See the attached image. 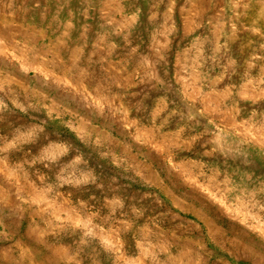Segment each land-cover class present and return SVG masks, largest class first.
Listing matches in <instances>:
<instances>
[{"label": "rangeland", "instance_id": "1", "mask_svg": "<svg viewBox=\"0 0 264 264\" xmlns=\"http://www.w3.org/2000/svg\"><path fill=\"white\" fill-rule=\"evenodd\" d=\"M0 264H264V0H0Z\"/></svg>", "mask_w": 264, "mask_h": 264}]
</instances>
